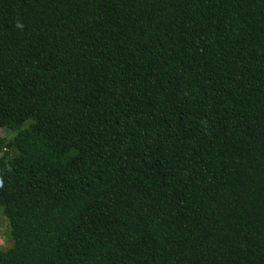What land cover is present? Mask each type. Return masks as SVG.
Returning <instances> with one entry per match:
<instances>
[{"label": "trees", "instance_id": "1", "mask_svg": "<svg viewBox=\"0 0 264 264\" xmlns=\"http://www.w3.org/2000/svg\"><path fill=\"white\" fill-rule=\"evenodd\" d=\"M0 264H264V0H0Z\"/></svg>", "mask_w": 264, "mask_h": 264}, {"label": "rangeland", "instance_id": "2", "mask_svg": "<svg viewBox=\"0 0 264 264\" xmlns=\"http://www.w3.org/2000/svg\"><path fill=\"white\" fill-rule=\"evenodd\" d=\"M0 135L6 138L9 142L14 138V134L2 129ZM13 246V240L11 238V227L9 221L3 217L0 211V247L3 250H9Z\"/></svg>", "mask_w": 264, "mask_h": 264}]
</instances>
